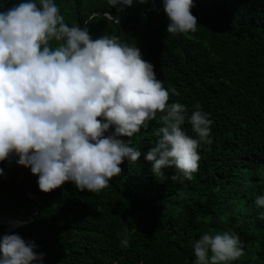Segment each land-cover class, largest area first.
Returning <instances> with one entry per match:
<instances>
[{"label": "trees", "instance_id": "1", "mask_svg": "<svg viewBox=\"0 0 264 264\" xmlns=\"http://www.w3.org/2000/svg\"><path fill=\"white\" fill-rule=\"evenodd\" d=\"M18 0H0V10ZM64 23L84 25L94 11L118 19L124 10L107 0H54ZM195 32L171 35L161 0H132L124 19L115 24L94 15L86 24L93 39L116 37L137 47L153 65L168 103L184 105L190 115L199 103L208 114L210 144H200L197 171L191 179L174 168L150 172L144 153L154 146L162 112L147 128L125 137L141 152L136 162H122L121 172L93 193L71 182L48 193L37 176L26 173L21 184L41 201L34 221L0 235L16 233L38 245L43 264H192L193 242L203 233L235 232L243 255L230 264H264V0H193ZM50 47L59 42L52 40ZM194 137L187 119L181 125ZM16 157L0 162V211L11 216L35 212V205L16 185ZM127 244H122V240Z\"/></svg>", "mask_w": 264, "mask_h": 264}, {"label": "clouds", "instance_id": "2", "mask_svg": "<svg viewBox=\"0 0 264 264\" xmlns=\"http://www.w3.org/2000/svg\"><path fill=\"white\" fill-rule=\"evenodd\" d=\"M107 3L121 10L132 0ZM193 7V0H161L166 31L195 32ZM52 40L59 42L55 48ZM169 92L177 94L162 87L137 47L116 37L93 39L86 26L69 27L54 0H18L0 10V162L16 157L17 165L37 176L41 192L65 182L99 192L121 172L122 162L138 160L141 152L124 138L147 128L157 112L163 126L144 153L150 172L163 176L171 167V180L181 174L190 180L198 146L212 142V121L199 103L190 115L184 105L168 103ZM186 119L194 137L181 127ZM254 203L264 207V194ZM37 247L16 233L4 234L0 264H43ZM192 248V264H230L243 255L239 236L228 230L203 233Z\"/></svg>", "mask_w": 264, "mask_h": 264}, {"label": "water", "instance_id": "3", "mask_svg": "<svg viewBox=\"0 0 264 264\" xmlns=\"http://www.w3.org/2000/svg\"><path fill=\"white\" fill-rule=\"evenodd\" d=\"M128 13V6H124V10L122 15L118 18L115 19L113 17V15L109 12H102V11H94L92 12L90 15H88L84 25H82V27H85L86 24L90 21V19L94 16V15H99V16H103L106 17L107 19H109L110 21H112L115 24H119L124 17L127 15ZM30 172V170L28 168L23 169L17 179H16V185L17 188L19 189V191L24 194L34 205H35V212L30 213V214H24V215H17V216H11L10 214L6 213V212H2L0 211V219H6L8 222H14L16 223V225L14 226H8L6 228V230L4 231V233L12 230V229H16L21 225L30 223L32 221H34L38 216H40L42 214L43 211V207L41 204V201L39 200V198L32 192L28 191L26 188H24L21 184V179L22 177L26 174ZM2 236V234L0 235Z\"/></svg>", "mask_w": 264, "mask_h": 264}, {"label": "rangeland", "instance_id": "4", "mask_svg": "<svg viewBox=\"0 0 264 264\" xmlns=\"http://www.w3.org/2000/svg\"><path fill=\"white\" fill-rule=\"evenodd\" d=\"M1 223L8 224L9 222H8L6 219H0V224H1Z\"/></svg>", "mask_w": 264, "mask_h": 264}, {"label": "bare ground", "instance_id": "5", "mask_svg": "<svg viewBox=\"0 0 264 264\" xmlns=\"http://www.w3.org/2000/svg\"><path fill=\"white\" fill-rule=\"evenodd\" d=\"M7 225H8V226H14V225H16V223H14V222H9Z\"/></svg>", "mask_w": 264, "mask_h": 264}]
</instances>
